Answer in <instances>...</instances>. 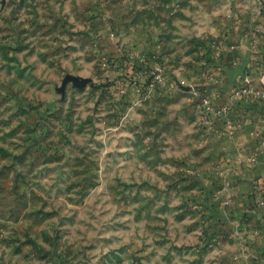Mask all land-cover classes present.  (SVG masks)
I'll list each match as a JSON object with an SVG mask.
<instances>
[{
  "label": "rangeland",
  "instance_id": "374dc122",
  "mask_svg": "<svg viewBox=\"0 0 264 264\" xmlns=\"http://www.w3.org/2000/svg\"><path fill=\"white\" fill-rule=\"evenodd\" d=\"M155 1L0 0V264H234L179 116L234 6Z\"/></svg>",
  "mask_w": 264,
  "mask_h": 264
},
{
  "label": "crops",
  "instance_id": "0c3cea01",
  "mask_svg": "<svg viewBox=\"0 0 264 264\" xmlns=\"http://www.w3.org/2000/svg\"><path fill=\"white\" fill-rule=\"evenodd\" d=\"M185 1L180 0L183 5ZM224 2L234 6L227 13L234 24L230 26L231 20L225 15L228 27L224 28L233 35L229 48L237 52L232 54L236 56L226 65H217L223 68H220L222 71L219 69L220 73L207 80V84L203 79L196 80V84H204L202 93L206 94L202 95L209 96L212 104L235 107L215 119L212 128L205 121L201 122L200 107L196 115L191 116L192 108L186 106L179 111V116L188 117V123H181L185 125L181 128L190 127L199 139L194 157L202 164L203 175L212 170L217 181V199L211 203L215 208L206 211L216 212L217 220L226 222L225 231L221 232L226 235L231 248L232 262L264 264V98H255L253 106L247 107L231 96L234 86L249 84L257 90L258 86L264 87V0ZM139 28L133 26L131 30L141 33ZM246 59V65H240L239 61L246 62ZM218 128H221L220 132ZM188 136L182 137L185 146L191 144ZM206 163H212V166L209 168Z\"/></svg>",
  "mask_w": 264,
  "mask_h": 264
},
{
  "label": "built area",
  "instance_id": "2783aa9c",
  "mask_svg": "<svg viewBox=\"0 0 264 264\" xmlns=\"http://www.w3.org/2000/svg\"><path fill=\"white\" fill-rule=\"evenodd\" d=\"M231 96L235 100H242L243 105L248 107L253 106L255 98H264V92L253 88L249 84H244L231 88ZM200 97V105L206 119L205 122L209 128H212L214 120L219 119L221 114L230 113L235 107L234 105L216 106L211 103L209 96L200 95ZM218 129L221 130V128Z\"/></svg>",
  "mask_w": 264,
  "mask_h": 264
}]
</instances>
